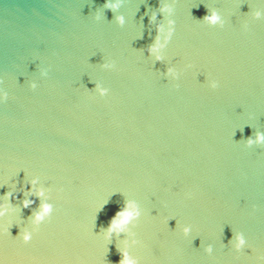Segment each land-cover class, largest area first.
<instances>
[{
	"label": "water",
	"instance_id": "water-1",
	"mask_svg": "<svg viewBox=\"0 0 264 264\" xmlns=\"http://www.w3.org/2000/svg\"><path fill=\"white\" fill-rule=\"evenodd\" d=\"M261 138L264 0H0V264H264Z\"/></svg>",
	"mask_w": 264,
	"mask_h": 264
},
{
	"label": "clouds",
	"instance_id": "clouds-1",
	"mask_svg": "<svg viewBox=\"0 0 264 264\" xmlns=\"http://www.w3.org/2000/svg\"><path fill=\"white\" fill-rule=\"evenodd\" d=\"M120 19H121V22H122V18H120ZM211 19L214 21V20L217 19V17L213 16V17H211ZM154 50H155V49H153V51H154ZM261 139H264V138H261ZM249 143H251V141H249ZM6 195H8V196L10 197V194H6ZM41 195H42V193H41ZM31 203H32L31 201H25V203H24V207H25V208L29 207V205H30ZM49 211H50V206L45 205V206L43 207V211H42V213H41V214H38V215L36 216V220H37V221H40L41 219H43V215H44V214H47ZM2 214H3V213H0V215H2ZM131 215H132L131 213H128V212H126V211L118 212V213L116 214V216L113 218V220H112V222H111V224H110V226H109V228H108V233H109V235H110L112 232H117V233H119V231L121 230L122 226H123L128 220H129V218H130ZM24 239H25V241L27 242V241L30 239V237L25 236ZM241 243H243V241H241ZM121 264H131V262L128 261L126 255H125L124 260L121 261Z\"/></svg>",
	"mask_w": 264,
	"mask_h": 264
}]
</instances>
